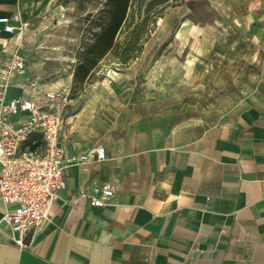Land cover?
Instances as JSON below:
<instances>
[{
  "label": "crops",
  "instance_id": "obj_1",
  "mask_svg": "<svg viewBox=\"0 0 264 264\" xmlns=\"http://www.w3.org/2000/svg\"><path fill=\"white\" fill-rule=\"evenodd\" d=\"M52 2L0 0V18L18 12L36 23ZM41 42L25 36L20 52L28 72L47 69ZM16 48L0 22V66ZM23 81L17 78L6 99L21 95ZM240 104L233 122L154 150V165L95 142L105 147L106 160L66 167V188L52 201L49 221L24 247L0 224V264H264V88ZM66 125L60 144L67 155L92 146L67 140ZM107 180L118 191L106 205L70 202L78 190ZM4 211L0 198V219Z\"/></svg>",
  "mask_w": 264,
  "mask_h": 264
},
{
  "label": "rangeland",
  "instance_id": "obj_2",
  "mask_svg": "<svg viewBox=\"0 0 264 264\" xmlns=\"http://www.w3.org/2000/svg\"><path fill=\"white\" fill-rule=\"evenodd\" d=\"M104 3L53 0L40 19L54 22L29 33L47 51L45 70L63 74L70 60H85L107 21ZM143 30L142 49L128 65L107 53L85 85L72 82L63 116L67 140L104 142L154 165V150L233 122L243 99L264 88V0H181ZM125 34L124 26L117 39Z\"/></svg>",
  "mask_w": 264,
  "mask_h": 264
},
{
  "label": "built area",
  "instance_id": "obj_3",
  "mask_svg": "<svg viewBox=\"0 0 264 264\" xmlns=\"http://www.w3.org/2000/svg\"><path fill=\"white\" fill-rule=\"evenodd\" d=\"M0 22L14 34L17 47L0 66V198L5 209L0 224L10 230L12 240L22 248L27 238L31 240L49 221L52 201L66 188V167L73 162L84 165L93 159L105 161L106 149L95 144L72 157L60 144L63 113L71 101L73 74L79 64L76 58L63 68L65 82L60 69L27 71L30 63L20 52L25 36L49 28L53 19L24 21L16 12L0 18ZM20 77L24 78L21 95L6 99L7 89ZM13 116H18L16 121ZM117 191V183L107 180L78 190L70 202L88 200L89 206L102 207Z\"/></svg>",
  "mask_w": 264,
  "mask_h": 264
},
{
  "label": "trees",
  "instance_id": "obj_4",
  "mask_svg": "<svg viewBox=\"0 0 264 264\" xmlns=\"http://www.w3.org/2000/svg\"><path fill=\"white\" fill-rule=\"evenodd\" d=\"M181 0H105L103 9L107 15L100 33L95 35V41L86 52L85 60L79 62L73 82L85 85L96 74L97 62L107 53L121 65H128L142 49V41L147 33L143 30L148 21H153L169 6L177 5ZM137 6V9L134 7ZM138 19V22L134 20ZM125 26L123 41L117 39Z\"/></svg>",
  "mask_w": 264,
  "mask_h": 264
},
{
  "label": "bare ground",
  "instance_id": "obj_5",
  "mask_svg": "<svg viewBox=\"0 0 264 264\" xmlns=\"http://www.w3.org/2000/svg\"><path fill=\"white\" fill-rule=\"evenodd\" d=\"M62 11H64V9H63V7H60L59 11L56 12V16L58 17V19H60V17H62L64 15Z\"/></svg>",
  "mask_w": 264,
  "mask_h": 264
}]
</instances>
